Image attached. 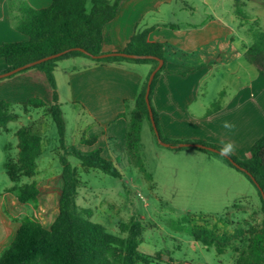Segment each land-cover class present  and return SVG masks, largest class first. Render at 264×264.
<instances>
[{"label":"rangeland","instance_id":"374dc122","mask_svg":"<svg viewBox=\"0 0 264 264\" xmlns=\"http://www.w3.org/2000/svg\"><path fill=\"white\" fill-rule=\"evenodd\" d=\"M136 1L133 2L137 7L130 13V21L128 20L131 27H145L155 22L153 24H157V27L173 26L181 31H188L190 27L202 28L216 22V27H229L232 30L230 36H221L217 41L206 44V49L201 47L195 50L196 55L200 57L210 51V56L205 59L209 63L216 62L213 71L200 81V97L197 95L198 101L193 105V114L203 115L206 112L200 103L203 99L210 106L207 115L211 114L210 117L195 118L194 128L201 131V138L195 140L220 144L216 142L221 137L218 130L220 123L211 116L223 110L225 104L233 99L242 86L249 88L248 100L251 99L252 93L256 94L253 102L255 109L252 112L254 115L251 122L247 123V133L251 135L253 131L263 129L264 77L248 64L244 51L245 46L252 44L251 33L259 28L264 30V5L245 0L246 3L239 5L237 13L238 7L234 0H169L172 3L170 6H163L162 11L158 13L150 12L144 20H140L143 9L140 4L153 7L160 0ZM13 2L15 1L10 0L7 3L9 13L13 11ZM86 8L88 12L91 10L92 0H87ZM15 12L9 19V24L13 27H16L21 18L18 10ZM169 44L184 53H190L188 47ZM85 59L89 61V58ZM71 62L72 60L65 59L57 63L66 69ZM63 99L69 129L65 145L71 148L77 143L72 134L73 128L83 114L78 111L79 106L74 107L66 101L65 95ZM256 99L259 100L258 103ZM131 110L126 112L127 115ZM11 112L17 114L18 119L10 122L7 129L0 133V203L8 206L7 222L11 237L0 256L23 222L37 220L47 228L52 226L59 214L63 189L60 157L64 155V149L59 141L57 126L46 109L29 107L25 111L20 104H14ZM23 126H28L33 132L41 135L43 155L38 160L36 175L32 178L23 177L15 184L7 175L5 165L9 157L17 159L16 132ZM161 133L167 138L163 131ZM260 136L259 140L264 133ZM173 141L184 142L185 139ZM238 152L239 158H248L251 155V152L246 153L245 149ZM138 154L141 157L140 163L137 159L131 160L123 155L112 161L120 177L100 169L84 168L75 156H66L78 170L80 186L77 205L91 212L89 219L104 225L115 235H122L118 229L119 223L136 219L147 229L145 235L154 248L161 250L168 247L178 259L188 254V260L194 262L205 263L206 259L212 257L213 263L210 260L208 264H234L235 250L242 246L250 229L262 225V202L255 184L244 172L233 168L216 154H205L194 149L176 151L162 146L156 140L148 122H144L142 127ZM33 182H36L40 189L38 199L24 205L14 204L12 199L19 191L13 188L24 187ZM11 218L13 220H10ZM189 225L205 226L217 230L219 234L226 233L230 236L236 235L238 229H241L245 231V235L230 241L226 245L227 252L220 256L216 249L208 251L198 248L194 251L190 244L192 237L186 231ZM173 237L178 239L177 244H182L181 249L177 248Z\"/></svg>","mask_w":264,"mask_h":264},{"label":"trees","instance_id":"16d2710c","mask_svg":"<svg viewBox=\"0 0 264 264\" xmlns=\"http://www.w3.org/2000/svg\"><path fill=\"white\" fill-rule=\"evenodd\" d=\"M123 1L92 0V8L89 12L86 8L87 0H53L49 6L41 9L33 8L27 2L20 1L17 10L21 18L16 24V29L27 39L0 45V59H4L7 64V68L3 72L72 48L85 49L91 55L103 54L106 27L115 21ZM234 1L238 7L236 12L239 13V5H241L242 0ZM248 1L259 2L264 5V0ZM149 32L150 29H147L135 34L126 49L121 52L150 55L164 61L162 68L154 77L150 102L161 139L167 143L179 144V141L163 137L152 98L157 80L168 68L172 62L171 59L182 58L185 55L169 44L148 41ZM250 36L252 44L245 53V59L264 77V30L259 28ZM74 57L89 58L101 64L150 63L154 69L159 64V61L155 59L134 60L123 57L93 59L80 51H72L18 73L39 69L46 74L52 88L50 105L40 98H31L20 103V105L25 111L29 107L45 108L56 124L59 141L62 149H64V155L60 157L63 167V189L59 203V214L52 226L47 228L37 220L23 222L16 230L9 246L2 252L0 264H147L151 259L139 251V245L145 231L141 221L132 219L128 222L119 223L118 229L122 235H115L110 233L104 225L91 221L89 219L91 212L77 205L80 178L77 168H74L66 158L67 155H73L79 159L84 168L100 169L105 173L119 177L120 173L112 161L102 156L101 149L84 152L76 147L67 148L65 145L66 122L59 100L54 71L58 61ZM187 73V71L181 72L182 75ZM149 76L143 82L134 108L128 115L127 113L120 115V117L127 118L129 124L126 140L127 152L131 160L137 159L139 163L141 157L138 152L144 122L149 123L155 136L145 100ZM13 106L14 104L0 101V133L7 129L10 122L18 119V115L11 112ZM16 136L18 139L17 159L13 160L9 157L5 168L10 180L18 184L23 177L32 178L36 175L38 160L43 155V139L40 134L33 132L28 126L19 128ZM95 143V139L83 140V144L88 146H93ZM198 143L214 147L220 151L222 149L221 146L203 141ZM197 150L216 154L200 148ZM250 152L251 155L248 158H239L233 153L229 156L245 168L264 190V136L253 145ZM216 155L236 168L224 156ZM247 177L252 181L248 175ZM13 189L19 191L14 198L17 205L36 201L40 195V189L36 182ZM258 192L263 210L262 225L259 228L250 229L248 237L242 242V246L235 250L234 264H264V201L259 189ZM186 231L193 239L207 248L214 247L218 255L227 252L226 245L234 238L245 235V231L241 229H238L236 235L230 236L226 233L219 234L215 229L195 225L187 226Z\"/></svg>","mask_w":264,"mask_h":264},{"label":"crops","instance_id":"0c3cea01","mask_svg":"<svg viewBox=\"0 0 264 264\" xmlns=\"http://www.w3.org/2000/svg\"><path fill=\"white\" fill-rule=\"evenodd\" d=\"M9 1L0 0V45L27 39L26 36L17 31L16 27L9 24V19H11V15L16 14L15 10H17L20 1L27 2L33 8L41 9L49 6L53 0H14L11 13L7 11ZM133 1L136 0H124L115 21L106 27L103 52L114 53L125 50L138 31L147 29H150L148 34V41L150 42L172 43L177 47H188L190 53H184L175 47L185 56L177 59L172 58L168 68L159 76L154 89L152 104L158 114L159 127L167 138L189 141H184L185 143H198L197 141L200 140L196 141L195 139L201 138V131L194 128L195 118L210 117L211 114L207 115L210 106L201 99V106L206 112L203 115H195L193 114V105L198 101L197 95L200 97V81H203L213 71L216 62L209 63L205 59L210 56V51L205 52L203 57H200V55H196L195 50L201 47L206 49L204 47L206 44L217 41L221 36H230L232 30L229 27H216V22H211L202 28L190 27L191 29L188 31H181L177 29L178 27L173 26L157 27V24H153L155 22L151 25L147 24L145 27H131L128 23L131 17L130 13L137 7ZM246 1L242 0L241 3H246ZM170 4L172 3L169 0H160L153 7L140 4L143 8L140 20H144L150 12H161L163 6H170ZM177 30L179 31L177 32ZM250 46L251 44L245 46V53ZM172 47L174 48V46ZM68 60H72L68 68L64 69L57 63L54 71L59 100L66 122L67 137L69 129L63 104L64 95L66 101L74 107L79 106L80 110L78 111L83 114L72 132L77 140L76 148L84 152L101 149L102 156L110 161L119 159V155L129 158L126 149L129 124L127 119L120 117V115L134 107L145 78L154 70L153 65L125 62L101 64L90 59L87 61L84 57H74ZM6 68L5 60L0 59V73ZM184 71L188 73L182 75L181 72ZM205 83L208 84V82ZM248 89L247 86L240 87L233 99L225 104L223 110L211 116L220 123L218 130L221 132L220 140L216 141L220 144L213 145L224 147L231 143L235 146L232 153L236 156L239 155L240 149H245L246 153L251 151L253 145L261 137L260 135L264 133V127L253 131L251 135L247 133L246 127L254 115L252 113L255 109L253 102L256 97V94L252 93L251 99L248 100ZM31 98H40L48 105L52 101V88L46 74L39 69H32L0 81V101L20 104ZM256 101L259 102L258 99ZM226 122L233 127L225 129L224 124ZM91 139L96 140L93 146L83 144V140ZM188 149L203 153L195 147H188L183 150ZM12 202L16 204L14 199ZM7 214L8 206L0 203V253L11 237ZM146 230L145 228L139 251L151 257L147 264H208L210 260L213 263L212 257L206 259L205 263L202 261L194 262L188 260V254H184V258L178 259L175 257L174 251L168 247L161 250L154 248L150 239L145 235ZM173 240L177 244L178 239L173 237ZM190 242L194 251L198 248H204L208 251L215 249L214 247L207 248L193 237ZM181 247L182 244H177L178 249Z\"/></svg>","mask_w":264,"mask_h":264},{"label":"water","instance_id":"95a60500","mask_svg":"<svg viewBox=\"0 0 264 264\" xmlns=\"http://www.w3.org/2000/svg\"><path fill=\"white\" fill-rule=\"evenodd\" d=\"M72 51H80V52L92 57L93 59H104V58H109V57H123V58L134 59V60H137V59H155V60L159 61L158 66L152 71V73L149 76L148 83H147L146 94H145V100H146L147 107H148V110H149V115H150V119H151V122H152L153 130H154L155 136H156L157 141L159 142V144H161L162 146L171 148V149L195 147V148H200V149H203V150L211 151V152H214V153L219 154L221 156H224L234 167L240 169L242 172L246 173L252 179V181L258 187V189H259V191H260V193L262 195L263 201H264V190L259 186V184L256 182L255 178L245 168L241 167L235 160H233L229 155L223 154L222 151H220V150H218V149H216L214 147H209V146H206V145H203V144H199V143L171 144V143L164 142L161 139L159 131H158V128H157V125H156V122H155V118H154V113H153V109H152V106H151V102H150V92H151V87H152V83H153L154 77H155L156 73L162 68V66L164 64V61L161 60V59H158V58H156L154 56H150V55H138V54H131V53H126V52H114V53H103L101 55H91L85 49L72 48V49L60 52L58 54L51 55V56H48V57H45V58L30 62V63H27V64H25L23 66H20V67H17L15 69H13V70L2 72V73H0V79L11 77V76L16 75L19 72L24 71V70H26L28 68L34 67V66H36L38 64H41V63H43L45 61H48V60L56 59V58H58V57H60V56H62L64 54H67V53L72 52Z\"/></svg>","mask_w":264,"mask_h":264},{"label":"clouds","instance_id":"9594fccd","mask_svg":"<svg viewBox=\"0 0 264 264\" xmlns=\"http://www.w3.org/2000/svg\"><path fill=\"white\" fill-rule=\"evenodd\" d=\"M232 127L233 126L227 122L224 124L225 129H230ZM234 148H235V146L233 144L228 143L224 147H222L221 151L225 155H230L233 152Z\"/></svg>","mask_w":264,"mask_h":264}]
</instances>
